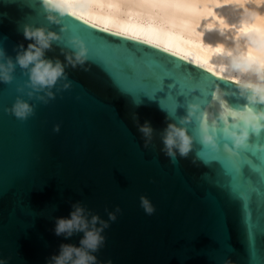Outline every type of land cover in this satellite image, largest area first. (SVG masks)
<instances>
[{
	"label": "water",
	"instance_id": "95a60500",
	"mask_svg": "<svg viewBox=\"0 0 264 264\" xmlns=\"http://www.w3.org/2000/svg\"><path fill=\"white\" fill-rule=\"evenodd\" d=\"M47 15L40 0H0V48L14 59L30 43L24 26L42 27L61 37L47 58L64 61L61 49L79 38L90 70L67 68L71 87L57 92L59 81L47 105L17 92L28 80L19 66L11 84L0 83V259L47 264L61 244L79 246L82 233L54 234L55 219L79 201L106 221L105 209H121L95 253L101 264H264V151H234L225 134L240 122L226 111L247 110L238 83L70 13L59 25ZM18 96L34 105L27 120L6 111ZM189 104L199 111L180 125ZM134 114L154 129L147 148ZM169 123L193 137V151L175 163L161 152ZM202 123L216 125L219 151L200 143ZM249 143L264 145V133Z\"/></svg>",
	"mask_w": 264,
	"mask_h": 264
},
{
	"label": "clouds",
	"instance_id": "9594fccd",
	"mask_svg": "<svg viewBox=\"0 0 264 264\" xmlns=\"http://www.w3.org/2000/svg\"><path fill=\"white\" fill-rule=\"evenodd\" d=\"M50 23L59 25L60 18L68 13L67 6L61 0H40ZM221 35L223 33L221 32ZM24 39L30 41L27 47L23 44L18 45L15 49L16 56H7L3 48H0V83L11 84L14 80L16 67L19 66L28 80L22 87L17 88V92L27 95L29 100L35 99L47 105L49 101L55 99L53 88H56L59 81L63 83L62 89L56 88V91L67 90L71 87L66 73L67 68L83 71H89L88 49L85 43L79 38H73L68 42L71 52H65L61 49V55L64 61L57 58H47L46 53L53 51V42L60 41L61 37L46 28H37L25 25L23 28ZM211 48L212 46L209 45ZM215 53L222 57L219 65L220 73H239L241 75L252 73L254 80H244L235 77L239 86L241 97L247 101V110L237 115L233 111H226L228 117L237 119L238 123L232 124V130L225 129V134L232 142L234 151L247 150L255 147L258 151H264V145H250V137L259 138L264 133V63L253 66L250 59L245 54L239 52L236 48H225L223 45H216L213 49ZM27 90V91H26ZM17 119L27 120L34 115V105L17 97L15 103L10 109H6ZM199 111V106L189 104L187 115L180 119V125L189 124L193 116ZM199 119V117H196ZM137 123L138 131L141 134L144 147L147 148L153 141L154 129L150 122L145 121L143 125L139 124L136 114L133 117ZM216 125L211 126L202 123L199 129V141L205 147L212 151H219V145L216 142ZM54 132L60 131V126L53 128ZM163 147L161 152L175 163L177 155L181 158H187L193 151V137L188 134L186 127L177 126L174 123L167 124V127L160 134ZM227 148V145H225ZM193 164L196 163L194 159ZM140 206L147 215H153L155 208L144 196L140 197ZM72 211L69 218H56L54 234L69 239L76 234H83L79 240V246L73 244H61L59 252L52 255L47 264H101L95 253L99 252L104 246L106 238L103 235L106 229L110 227L111 222H115L117 214L121 209L117 207L115 211L107 212L108 220L102 219L99 215L93 214L86 206L79 201L71 205ZM0 264H7V261L0 259ZM112 264V261H107ZM225 264H231L225 261Z\"/></svg>",
	"mask_w": 264,
	"mask_h": 264
},
{
	"label": "bare ground",
	"instance_id": "6f19581e",
	"mask_svg": "<svg viewBox=\"0 0 264 264\" xmlns=\"http://www.w3.org/2000/svg\"><path fill=\"white\" fill-rule=\"evenodd\" d=\"M61 2L68 13L95 27L154 45L231 81L255 76L220 73L222 57L213 51L216 45L238 46L253 66L264 63V0Z\"/></svg>",
	"mask_w": 264,
	"mask_h": 264
},
{
	"label": "snow or ice",
	"instance_id": "6c2138e0",
	"mask_svg": "<svg viewBox=\"0 0 264 264\" xmlns=\"http://www.w3.org/2000/svg\"><path fill=\"white\" fill-rule=\"evenodd\" d=\"M242 31H245V29H242ZM247 166L251 167L254 172H256V166L252 164L250 161L246 162Z\"/></svg>",
	"mask_w": 264,
	"mask_h": 264
}]
</instances>
